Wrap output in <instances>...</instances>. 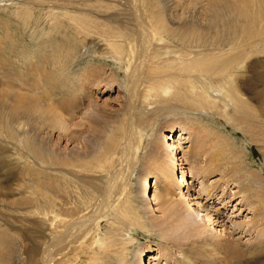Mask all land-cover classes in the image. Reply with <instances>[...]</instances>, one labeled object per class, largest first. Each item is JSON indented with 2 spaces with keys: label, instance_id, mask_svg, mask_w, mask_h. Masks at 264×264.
<instances>
[{
  "label": "bare ground",
  "instance_id": "bare-ground-1",
  "mask_svg": "<svg viewBox=\"0 0 264 264\" xmlns=\"http://www.w3.org/2000/svg\"><path fill=\"white\" fill-rule=\"evenodd\" d=\"M187 1L185 4V0H158L154 3L151 0H24L22 3L10 0L16 7V16L23 20L22 27L33 29L34 36H46L48 32L44 31L49 29H46L45 25L49 24L54 27L59 25L64 30L63 36L69 33L79 36L81 47L95 38L101 39L103 47H90L93 55L106 56L117 69L123 70L122 76L114 69L110 70L109 81L105 84L109 86L107 91L113 88L122 89L125 93L124 99L128 101V106L130 105L121 143L115 144L113 137L106 140L104 148L93 159L94 170L85 162L76 163L71 158H58L55 167L53 165L56 174L52 179L54 181L51 180L53 184L46 182L47 180H38L35 176L32 181L28 180L32 182L28 186L30 196H25L22 201V210L27 213L25 222L29 225L34 215L39 223L38 229L41 231V226H44L50 236L49 244L42 246L40 252H27L26 264H72L71 262L76 260H79L80 264H144L145 256L148 264L151 260L154 261L153 264H159L160 261H163V264H194L188 254H192L191 258H196L200 256L202 249L228 244L219 238L220 235L212 234L214 225L222 227V231L226 229L225 223L219 221L222 216L220 208H224L226 204L223 203L220 208L213 206L215 209L211 213L207 211V207L198 204L197 197H189L191 182L187 177L192 175L200 180V190H203L204 194L206 192V197L213 199V193L219 190L220 186L213 184V191L207 190L206 176L216 171L219 177L215 180L218 184L220 181H229L237 187L232 194L235 199L238 198V210L247 211L245 219L246 215H250L247 220L241 222L228 219V231L240 234L237 241L244 236L250 238L247 243L240 244L245 248L247 260L244 264L263 263L264 216L260 219L259 216L260 209L264 206V192L249 194L254 186L253 182L257 179L252 171L239 168L231 170L233 176L242 171L240 176L236 175V181L222 170L218 153L221 149H217L214 142L213 147H208L206 143L213 139L209 130H205L207 136L202 143L207 146L206 150H203L212 157L204 165H200L194 161L196 158H193L188 159L187 168L181 167L182 164L178 162L180 159L176 156L178 149L173 136L166 137V142L161 144V153L148 150L146 156L138 154L146 130L155 121L156 116L153 115L164 111L156 107V104L169 99L161 101L157 98L170 94L168 84L172 82L182 85L181 83L186 81L188 86L179 88L172 97L170 96L175 104L170 105L168 112L193 114L201 110L208 114L214 109L217 117L219 115L226 121L233 122L234 126L243 123L237 128L247 135L259 138L263 136L260 131L262 129L264 132V68L256 67H260L256 56H264V0ZM18 9L23 11L18 13ZM35 10L42 13L43 20L32 19ZM163 14L168 18L165 22L157 17ZM236 21L242 24L240 29L235 24ZM172 24H176L174 29L170 28ZM175 30H179L178 38L175 36ZM190 30L196 34L186 37ZM161 34L168 36H165L167 41L164 42ZM183 35L186 38H183ZM168 43L182 47L185 50L184 55L166 57L169 54ZM69 53L72 61L78 57L74 45L68 48L66 55ZM250 57H253V65L248 66L253 67L255 77L246 78L245 91L255 101L257 111L247 106L238 95H233L237 92L233 88L237 71ZM39 73L41 72L28 66L26 74L23 75L25 80L18 81L20 74L13 77L3 76L5 81L2 79L0 97L5 100L0 101V113L5 114L2 115L4 121H0V125H7L10 133L18 137V142L8 140L10 135L5 134L0 136L2 143H21L31 131L34 137L38 138L41 130L57 131V141L61 142L63 137H66L68 143L73 136V125L80 127L90 123L86 112L77 114L76 111L70 115L72 120H77L76 123L65 121V115L60 111L78 108V101H75L77 96L72 95L67 99L65 96L61 97L58 103L52 98L49 102L47 96L44 99L41 92L35 91ZM114 76L118 77V81L112 83ZM96 80L97 82L92 80V76H78L76 81L79 85L76 89H81L80 96L90 98V88L102 84L100 79ZM44 88L42 90H45ZM89 106L98 111V105L90 103ZM246 106L248 108H245ZM56 109L60 111L56 113ZM240 118H244L249 125L246 126L245 121ZM46 123L50 125L47 124L46 127ZM186 123H180L182 125H179L177 130L176 140H185L191 147L200 131L193 123ZM27 149L31 150L30 157L41 160L37 158L41 155L40 148L28 146ZM113 154L118 156L117 160H112ZM0 158L2 159L1 156ZM138 164L145 167V175H139L141 190L138 186L139 200L137 199L138 206L135 208L132 203L130 173ZM45 165L47 167V164ZM91 171L95 174L94 178L86 177ZM233 181H236L235 184ZM240 181L247 184L242 187ZM77 187H80V196L74 195L77 193ZM33 188L35 189L32 191ZM224 189L225 186L222 191L219 190L221 195ZM2 202L8 203L0 200V206ZM239 211L237 215L240 214ZM154 212L160 213L159 216H154ZM208 212L211 216L214 215V218L207 215ZM157 222L160 224L155 226L154 223ZM137 229L147 232L148 235L154 233L162 241L155 245L156 250L140 251L136 248L133 252L130 251L135 242L133 233ZM229 240L234 245L233 239ZM168 246L174 247L175 250L182 248L188 254L179 253L181 258L172 261L175 257L168 254ZM132 256L133 259L130 260Z\"/></svg>",
  "mask_w": 264,
  "mask_h": 264
},
{
  "label": "rangeland",
  "instance_id": "rangeland-1",
  "mask_svg": "<svg viewBox=\"0 0 264 264\" xmlns=\"http://www.w3.org/2000/svg\"><path fill=\"white\" fill-rule=\"evenodd\" d=\"M17 1L20 3H22V1L24 2V0ZM125 1L129 2V0ZM155 1L151 0V2L153 3ZM187 2L188 1L185 0L184 3L186 4ZM161 4H163V2ZM13 5L14 3L10 2V0H0V85L2 79L3 81H5L4 77H13L15 76V74H20V79L18 81L25 80V77H23V75L26 74V69L28 68V66L31 68H35L37 71H40L42 73L38 74L37 78L39 79L36 80V85H38L39 87L37 86L35 88V91L37 93L41 92V96L44 99L45 96H47L46 99L49 100V102L52 101L50 100L52 98L53 100H56L57 103L60 102L61 97L65 96V99H67L72 95L77 96L75 101H78L77 107L79 106L80 108L78 107L74 110H71L70 108L62 109L64 112H61L59 109L58 110L61 114L65 115V121H68L72 124L77 122V120H72L70 116L72 112L76 111L77 114L86 112L88 115H84H87V117L90 119V123L84 124L80 127H76L75 125H73L72 127V124H70L72 130L74 131H72L73 136L68 143H66V137H63L61 142H58L56 137H58L59 134L57 133V131L47 132V130L39 131L37 135L38 138L34 137L31 131L29 136H27L21 143H2L0 140V156L3 159L2 160L0 158V200L8 202H2L3 204H1L0 206V264H26L25 258L27 257L28 251L33 250L34 253L37 254L43 248L42 246H45V244H49L48 239L50 235H48L49 233L48 231H46L47 228L41 226L42 230L40 231L38 229L39 223H37V219L34 217V215L31 218V223L29 224L30 226L25 222V214L27 213L25 210H22V201L25 196H30L28 186L30 185V183H32L31 181L34 178H37L38 180L42 179V181L47 180L46 182L53 184L52 181L54 180L52 179H54L56 176L53 165L57 162L58 158H62L64 160H68L71 158L76 163L85 162L91 170H94L93 159L95 158L97 153L100 152L102 148H104V143L106 142V140L113 137L115 140V144L121 141L120 139L123 136L122 130L130 113V105L128 106V101H125L124 99V91L122 89H118V91L114 88L110 91H107L109 89V86L105 85L106 82L109 81L108 75L110 73V70L114 69L120 76L123 75V70L117 69L112 61L106 56L98 57L97 54L94 56L93 52H91L92 49H90V47L93 48V46H97L99 48L104 46V43L101 39L95 38L90 43H87L84 47H81L82 44L80 43L79 36H76L75 34L72 35L69 32V35L63 36L62 34L64 30L59 25H56V27H54L50 26L49 24L45 25V28L49 29L44 31L48 32L46 36H34V33L32 32L33 29H26L22 27L23 20L19 16H16V7H14ZM22 11L23 10L18 9L17 12L20 13ZM41 14L42 13L40 11L35 10L33 12L32 19L39 18L41 20ZM152 15L155 16L154 13H152ZM157 17L159 20L162 19L163 22L168 19L164 14L158 15ZM237 22L238 21H236L235 24L238 26V29H240L239 27L242 24ZM38 24L42 26L40 22ZM175 25L176 24L170 25V28L174 29ZM192 30L187 33L186 37H189L190 34H196V32ZM178 31L179 30H175V36L177 38ZM180 32L182 31L180 30ZM160 36L163 37L164 42L167 41L165 38V36L167 35L161 34ZM186 37L185 35H183V38ZM71 45H74V48L76 49L78 54V57H75L74 61L71 60L70 53L66 55V52L68 48L71 47ZM167 51L169 52V54H167L166 57L170 58L178 56L181 57L185 53V50L182 47H179L178 45L175 46L169 43ZM262 55L256 56L259 62L257 64H260V67L256 66L258 69H261L262 66L264 68V56ZM252 59L253 57H250L249 60H247L246 62L244 61L242 66L239 67V70L237 71L238 74H236L234 78L235 82L233 84V88L237 92L233 95H238V97L243 100L247 106H251V109H254L255 111L257 109L256 104H254L255 101L252 99L251 95H249V93L245 91L246 78L249 77L250 79H254L255 77L253 67H249L250 64L253 65ZM253 62H255V60H253ZM250 70L253 74L250 73ZM78 76H92V80L97 82L96 79H100L102 81V84H98L97 87L96 85H93L88 93V95H90V98H87L86 96H84V98L80 96L81 89H76L79 85L76 81ZM117 79L118 77L114 76V79L111 82L115 83L118 81ZM119 79H121V77H119ZM87 81L91 82L89 80ZM82 82L86 83L84 81ZM181 84L182 85L174 82L169 83L168 86L171 90L170 94L168 96L157 98L161 101L166 98L169 99L165 100L163 103L156 104V107L164 111H161L160 114L153 115L156 116V118H154L155 121H153V124L149 127L150 129L148 128L146 130V137L144 136V140L143 143H141L142 146L140 147V152L138 154L140 156H146L148 155V150L158 151L159 153H161V144L166 142V137L173 136V138L175 139V145L178 149V151L176 152V156L180 159L178 162L182 164L181 167L187 168L188 159L193 160V158H196L194 161L198 162L200 165H204L206 164L207 160L212 157L210 153L208 154V152L204 151L206 150L207 146L203 145L202 143L207 136V132L205 131L207 129L210 132L209 134L213 137L212 141L206 142L208 147H213L212 144L215 143L217 145V149H221V152L218 153H220L219 159H221L222 170H225V172H227L229 176L231 175L230 178H232L233 180L236 179V181H238L237 176L241 174L242 171H240L239 174H236L237 176H233L232 172H230L231 170H234L235 168L236 170H238L239 168L247 169L250 172L252 171L251 173L253 174V176H257V179L255 180V182H253L254 186L250 189L249 194L252 195V193L254 194L256 191L262 194L264 192L263 130L261 129L260 131L263 135L260 136V138L259 136L252 137L251 134L247 135L245 132H242L237 128L243 125V123L234 126V124L232 125L233 122L226 121V119H224L223 117H219V115L218 118L215 114L214 109L209 111L211 114H207V112L204 111H202V113L201 110L200 112L195 111L196 113L193 114H189L188 112H168L170 105L172 106L175 104V102L171 100L170 96L173 93L175 94L179 88L188 86V83L186 81H183ZM230 85L231 83L228 86ZM43 88L45 90H42ZM75 91H77V94H75ZM11 98H13V93ZM1 100L5 99L0 97V101ZM80 101L82 103H80ZM90 103H92L93 105H98V111L96 109H92L89 106ZM247 106L245 108H248ZM58 110L56 109V113L58 112ZM3 114L5 113H0V121H4L2 118ZM189 119H191L192 121H189ZM240 119H242L243 122L245 121L244 118ZM180 123H186V125L188 123H193V126H195L196 128L198 127L197 129H199L200 131L198 132L195 142L191 147L189 146V143H186L185 140H176L178 137L177 130L179 129V125H182ZM247 123L248 122L245 121L246 126L249 125V123ZM47 124L50 125V123H46V127ZM202 126H204L205 128H203ZM169 130L171 132H169ZM5 134L10 135V139L8 140L18 142V137L10 133L7 125H0V136H3ZM194 137L195 134H193V138ZM135 142H137V140ZM145 145H147V147H145ZM28 146L41 149V155L37 157L41 160L30 157V155L32 156V153L30 152L31 150L29 151L27 149ZM222 150L226 152L224 153L222 152ZM195 151L197 152V154ZM22 156H25V158ZM109 156H111V154ZM114 159H118V156L116 157L115 154L112 155V160ZM45 164H47V167ZM41 166H43V168ZM142 167V164H138L137 166L133 167V170L130 173L131 196H133L132 203L133 206L135 205V208L138 206V192L139 190H141L139 185L141 179L139 175H145V167ZM88 175L86 176L88 178H94L95 176L93 171L89 172ZM217 176V171L207 174L206 188L207 190H212L214 185L216 184L217 186H220L219 190L222 191L225 186L224 193L222 194L223 196L221 195V192L217 190L215 193H213V197H215L213 199H208V197H206L205 195L206 192L204 194L202 192L203 190H200V180H198V177L192 175L190 177L188 175L187 180L191 182L189 184V197H197L196 201L198 202V204L202 207H207V211L211 213H213V210L216 207L220 208L223 206V203L226 204L224 208H220L222 216L219 218V221H222L221 223H225V227L227 230L224 229L222 231V227L214 225L212 227V234H218V236L220 235L219 238L223 241H226L228 244L214 245L213 247L202 249L200 250V256L196 258H191L192 254H188L187 251L184 252L182 248L178 249L180 251L179 252L178 250H175L174 247L170 248L168 246L170 249V251L167 250L168 254L173 258L175 257V259H172V261L180 259V254L184 253L188 254L189 258L192 259V261L194 260V264H244L246 262L247 259L245 248H242V245L240 244L247 243L248 241H250V238L249 236H244L243 238H240L239 241H237L236 239L240 237V234H232L228 231L230 230L228 219L235 222H241L245 219L244 216L247 211L243 212L242 210H238L240 208V205L236 204V201L238 202V198L235 199V196L232 194L234 190H237V187H234L229 181H220L218 184V181L215 180ZM250 176L251 175H249V180H251ZM150 177H152V175ZM30 179L31 181L28 182V180ZM260 179L261 181H259ZM236 181H233V184H235ZM239 184H241V186L243 185L242 187H244L247 183L244 181L242 183V181H240ZM150 185H152V181ZM34 189L35 188H33L32 191ZM78 193H80V187H77V193H74V195L80 196ZM263 194L262 196L264 197ZM223 197L224 201H222ZM213 206L215 208H213ZM234 206L236 207L234 208ZM130 207V209L132 210V206ZM140 208L141 207H139V209ZM153 208L155 207L153 206ZM238 211L240 212L239 215H237ZM140 212H137V214ZM203 212L206 213V211L204 210ZM209 212L207 215L211 214ZM159 214L160 213L158 212L153 213L154 216H159ZM248 216L250 215H246L247 218ZM261 216H264V206L260 209L259 219ZM211 218H214V215H212ZM247 218L245 220H247ZM262 221H264V217ZM159 224L160 222L154 223L155 226ZM133 237L135 242L130 248V251L132 252L136 248L140 249V251L141 249L156 250L155 245L162 242L154 233L148 235L147 232H144L140 229H137L133 233ZM229 239H233L234 245L230 243ZM39 241L42 243H40ZM226 247H229L230 249H227ZM132 259L133 256L130 258V260ZM71 263L80 264V261L76 260ZM143 263L148 264L146 256L145 258H143ZM153 263L154 261L151 260L150 264ZM159 264H163V261H160ZM262 264H264V259Z\"/></svg>",
  "mask_w": 264,
  "mask_h": 264
}]
</instances>
